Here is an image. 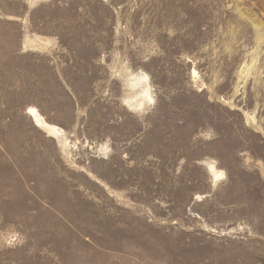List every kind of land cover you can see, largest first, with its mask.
Instances as JSON below:
<instances>
[{"label": "rangeland", "instance_id": "rangeland-1", "mask_svg": "<svg viewBox=\"0 0 264 264\" xmlns=\"http://www.w3.org/2000/svg\"><path fill=\"white\" fill-rule=\"evenodd\" d=\"M259 174L264 0H0V264H264Z\"/></svg>", "mask_w": 264, "mask_h": 264}, {"label": "bare ground", "instance_id": "bare-ground-1", "mask_svg": "<svg viewBox=\"0 0 264 264\" xmlns=\"http://www.w3.org/2000/svg\"><path fill=\"white\" fill-rule=\"evenodd\" d=\"M148 88V87H147ZM145 96V98H146V101L147 102H153V100H152V97H151V95H150V93L148 92V91H145L144 92V95H143V97ZM139 101V100H138ZM140 102V101H139ZM143 102V101H142ZM142 102H140L139 104H138V107H142L143 106V103ZM136 107V106H135ZM31 111V110H30ZM37 116L39 117V115L37 114ZM34 118H36V117H34ZM46 128L48 127V126H45ZM48 129H50V131H52V133L53 134H58L59 133V131H58V129H56V128H54V127H48ZM208 171L213 175V177L215 178V179H217V178H222L223 177V173L222 172H218V171H216L215 170V168H214V166H212V164L211 165H209L208 167Z\"/></svg>", "mask_w": 264, "mask_h": 264}, {"label": "crops", "instance_id": "crops-1", "mask_svg": "<svg viewBox=\"0 0 264 264\" xmlns=\"http://www.w3.org/2000/svg\"><path fill=\"white\" fill-rule=\"evenodd\" d=\"M259 176H260V177L263 179V181H264V176H263V175H260V174H259Z\"/></svg>", "mask_w": 264, "mask_h": 264}]
</instances>
